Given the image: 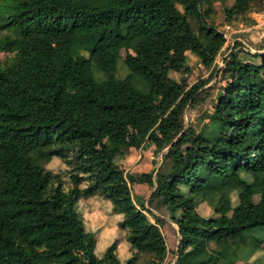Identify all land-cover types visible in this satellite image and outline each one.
<instances>
[{"label": "trees", "instance_id": "1", "mask_svg": "<svg viewBox=\"0 0 264 264\" xmlns=\"http://www.w3.org/2000/svg\"><path fill=\"white\" fill-rule=\"evenodd\" d=\"M217 3L228 24L254 23L249 15L264 7V0H0L7 58L0 264H74L81 253L87 264H240L245 250L263 245L264 47L233 53L240 75L222 73L211 109L196 125L185 119L194 98L209 99L226 44L213 21ZM118 50L127 52L124 77ZM189 55L214 66L213 74L190 84ZM181 135L194 159L176 144ZM131 150L151 151L154 168L126 173L117 159ZM54 160L64 168H49ZM124 175L149 197L114 183ZM95 200L124 240L88 230L80 209ZM202 202L212 215L186 216ZM166 218L178 228L175 249L162 232Z\"/></svg>", "mask_w": 264, "mask_h": 264}, {"label": "rangeland", "instance_id": "2", "mask_svg": "<svg viewBox=\"0 0 264 264\" xmlns=\"http://www.w3.org/2000/svg\"><path fill=\"white\" fill-rule=\"evenodd\" d=\"M231 5V3H228ZM216 14L213 16V21L216 24L218 30L224 34L226 38V44L220 52L219 56L216 59L215 66L217 68V74L212 79L210 84L206 88H210L209 99L194 98L189 108L186 111L185 119L187 124L196 125L198 119L203 116V114L210 110L212 107V99L215 97L216 92L219 86L223 83L220 82V77L222 73H225L227 76H239L240 71L236 63H231V55L235 52L244 51L255 53L258 52L261 48L264 47V7L259 6L256 11L252 12L249 15V18L254 21L250 23L247 19H238L231 24L225 22V15L223 12L224 6L221 3L215 4ZM240 45H237V44ZM118 56L120 57L119 62V75L124 77L127 75L128 71L125 67L124 60L127 57V52L125 50H118ZM7 58L5 55L0 53V63L5 64ZM189 66L192 69V73L188 76V81L190 84L196 83L200 78L207 79L214 72V66L201 63L195 56L189 55ZM173 77L180 79L179 75L173 74ZM70 92L75 93L77 91L76 86L73 82H70L68 85ZM225 110V108L223 109ZM176 144L181 148L184 157L186 159H194L195 153L193 151V146L188 142L187 138L184 135H181L176 140ZM114 155V153H110ZM158 160H161V156L158 157ZM118 165L126 172L131 174L141 173L143 171H151L154 168L153 165V154L151 151L145 153L139 152L136 150H131L125 159L118 158ZM54 171L64 168L62 163L59 160H54L50 165ZM258 178L264 179V173ZM114 183L120 188H131L134 195L139 194L147 199L150 195V190L143 187H133L129 184L128 180L124 176L114 177ZM200 188L195 189L199 191ZM255 204L260 201V196L256 195L253 198ZM81 214L86 222V226L90 231H97L99 234H105L108 240H112L114 237H121L124 240V237L116 231L114 223L115 219L108 215V207L102 203L95 201H90L88 204L81 205ZM195 212H199L201 215L208 217L213 214V210L210 205L206 202L200 203V205L193 210H186V216L190 217ZM150 220L151 217H149ZM162 232L166 237L168 246L170 249H175L179 241L178 228L173 224L168 218L163 220L161 224ZM92 244V240L89 235L84 237L83 245L85 247ZM221 248H224L228 251H234V247L229 242H224L219 244ZM253 249V248H252ZM128 254V247L125 244H121L119 248V255L122 258H125ZM243 262L244 261H264V243L263 245L256 250H252L251 247L249 250L241 255ZM88 258L84 253L80 254V257L74 262V264H87Z\"/></svg>", "mask_w": 264, "mask_h": 264}]
</instances>
